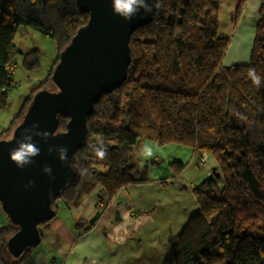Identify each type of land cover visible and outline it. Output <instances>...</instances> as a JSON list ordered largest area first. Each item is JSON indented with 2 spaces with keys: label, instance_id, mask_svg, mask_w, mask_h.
Wrapping results in <instances>:
<instances>
[{
  "label": "trees",
  "instance_id": "obj_1",
  "mask_svg": "<svg viewBox=\"0 0 264 264\" xmlns=\"http://www.w3.org/2000/svg\"><path fill=\"white\" fill-rule=\"evenodd\" d=\"M220 3L158 0L153 19L130 36L125 81L102 94L87 117L85 143L75 152L78 181L53 202L55 209L58 201L78 205L97 185L99 196L110 200L120 188L148 180L133 162L138 140L188 146L199 154L198 163L206 154L205 164L212 158L220 175L192 187L197 209L171 240L175 264H264V3L248 62L228 66L223 57L229 38L219 34ZM239 11L238 6L234 21ZM87 20L76 0H0V110L14 85L18 27L51 37L60 52ZM38 57V50L25 53V68H36ZM57 61L58 56L45 79L29 90L0 138L8 137L36 91L54 88L50 76ZM251 69L261 77L259 87L248 76ZM67 120L59 116V130ZM100 150L106 152L103 159L96 155ZM170 164L174 176L180 175L184 165ZM5 216L0 264H20L33 247L21 258L8 253L6 239L15 227Z\"/></svg>",
  "mask_w": 264,
  "mask_h": 264
},
{
  "label": "water",
  "instance_id": "obj_2",
  "mask_svg": "<svg viewBox=\"0 0 264 264\" xmlns=\"http://www.w3.org/2000/svg\"><path fill=\"white\" fill-rule=\"evenodd\" d=\"M145 2L152 6L150 12L139 9L125 19L115 11V0H76L88 20L59 52L50 76L54 88L36 91L8 137L0 138V203L15 227L6 239L12 257L21 258L40 243L39 225L56 215L54 200L78 181L75 152L85 143L87 117L102 94L125 81L130 36L153 19L158 5V0ZM59 116L68 118L65 130L58 129ZM24 136H30L40 151L18 167L10 150L27 142ZM62 148L67 149L66 160L61 159ZM213 174L220 175L215 167Z\"/></svg>",
  "mask_w": 264,
  "mask_h": 264
},
{
  "label": "crops",
  "instance_id": "obj_3",
  "mask_svg": "<svg viewBox=\"0 0 264 264\" xmlns=\"http://www.w3.org/2000/svg\"><path fill=\"white\" fill-rule=\"evenodd\" d=\"M262 3L264 0H221L219 34L232 38L240 48L238 36L242 35V28L248 27L250 46ZM238 6V16H244L234 21ZM248 60L249 54L239 49L228 64H223H241ZM180 176L169 179L178 193L173 199L177 202H172L167 212L168 205L159 197L161 184L155 178L128 184L110 200L99 196L97 185L78 205L58 201L55 217L39 227L40 243L20 264H175L171 240L189 213L197 209L192 201L188 209L184 190L202 181L200 175ZM96 213L99 216L91 224ZM4 223L6 216L0 208V227Z\"/></svg>",
  "mask_w": 264,
  "mask_h": 264
},
{
  "label": "rangeland",
  "instance_id": "obj_4",
  "mask_svg": "<svg viewBox=\"0 0 264 264\" xmlns=\"http://www.w3.org/2000/svg\"><path fill=\"white\" fill-rule=\"evenodd\" d=\"M239 16H237V20L243 19L242 16L244 15H241V17ZM242 29V35L238 36V41L240 42L239 46L241 47L238 48L235 45L234 40L230 38L226 50L227 55L225 54L223 57L224 64H228L232 57H234L235 52L239 49L245 51L247 55L249 54L252 42L249 46L247 36L249 35L250 30L248 27ZM14 42L20 50V53L15 57V71L13 74L14 85L10 90L8 104L0 110V131L6 128L9 125L10 120L18 113L25 97L29 93V90L45 79L50 71L53 61L59 55L55 40L30 26H19L14 36ZM31 50H38L39 65L34 69L27 70L23 65L24 54ZM147 148L152 150L151 156L146 155L145 149ZM132 157L137 170L145 171L150 179L155 178L156 182L161 184L160 186L162 187V191L160 192L159 197L163 198L166 205H168L165 209L166 212L170 206L172 207V202H177L173 199L176 197L175 193H178V191L173 185V181H169L170 177L180 178V175L183 174L184 177L189 176V174H194L195 176L200 175L201 180H203L208 176L214 175V163L212 162V158L208 160L207 164L202 165L197 161L199 159V154L196 153L194 155L191 148L188 146L173 143L165 146H158L149 140H138L132 150ZM173 161H178L184 165V169L181 174L175 177H173L174 169L170 164ZM188 184L189 183L186 185ZM184 194L188 209L190 207V201L197 206L192 186H188L186 190H184ZM165 197H167V200ZM195 210L196 207L189 214H193Z\"/></svg>",
  "mask_w": 264,
  "mask_h": 264
},
{
  "label": "clouds",
  "instance_id": "obj_5",
  "mask_svg": "<svg viewBox=\"0 0 264 264\" xmlns=\"http://www.w3.org/2000/svg\"><path fill=\"white\" fill-rule=\"evenodd\" d=\"M139 9H143L146 13L152 10V6L145 2V0H115V11L122 15L125 19H131V17L138 12ZM249 78L252 83L259 87L261 84V77L256 73L255 69H251L248 72ZM27 131V130H26ZM47 134H45L46 136ZM24 141L18 142V147L10 150V159L16 163L18 167H23L25 164L31 162V157L39 155V148L32 142L30 136H24ZM62 153L61 159L66 160L67 149H60ZM146 155L151 156L152 150L150 148L145 149ZM96 155L103 159L106 155L105 151H97ZM49 169H45L48 171Z\"/></svg>",
  "mask_w": 264,
  "mask_h": 264
},
{
  "label": "built area",
  "instance_id": "obj_6",
  "mask_svg": "<svg viewBox=\"0 0 264 264\" xmlns=\"http://www.w3.org/2000/svg\"><path fill=\"white\" fill-rule=\"evenodd\" d=\"M7 68L8 69H12V65L11 64H9L8 66H7ZM207 162V155L206 154H203L202 156H201V159H200V161H199V163L200 164H205Z\"/></svg>",
  "mask_w": 264,
  "mask_h": 264
}]
</instances>
